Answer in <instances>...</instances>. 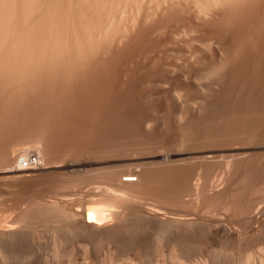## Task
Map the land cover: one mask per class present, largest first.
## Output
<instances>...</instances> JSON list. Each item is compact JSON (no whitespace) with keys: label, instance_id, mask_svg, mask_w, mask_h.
<instances>
[{"label":"bare ground","instance_id":"obj_1","mask_svg":"<svg viewBox=\"0 0 264 264\" xmlns=\"http://www.w3.org/2000/svg\"><path fill=\"white\" fill-rule=\"evenodd\" d=\"M78 98L107 105H84L75 134ZM169 132L184 136L177 160L149 148V164L82 172L136 160L109 135ZM22 137L51 163L59 139L79 146L75 178L38 189L37 160L12 157ZM250 142L264 147V0H0V264H264V158L259 175L215 164Z\"/></svg>","mask_w":264,"mask_h":264},{"label":"rangeland","instance_id":"obj_2","mask_svg":"<svg viewBox=\"0 0 264 264\" xmlns=\"http://www.w3.org/2000/svg\"><path fill=\"white\" fill-rule=\"evenodd\" d=\"M119 71H117L116 73H117V76H116V74L114 75L115 76V78L116 77H118V75H120L121 74V72L122 71H120L119 73H118ZM122 75V74H121ZM119 76L120 78L122 77H124V75L123 76ZM119 77L115 80V79H113L114 80V82L115 81H118V82H121V85H122V87H123V85H124V83H126L127 81H126V79H124L123 78V81H120V79H119ZM122 78H121V80H122ZM113 80H111L110 82H112ZM128 80V79H127ZM114 82H112V85L114 86H118L117 84H119V88L121 89L122 87H121V85H120V83H117V82H115V83H117V84H115ZM122 82H123V84H122ZM114 83V84H113ZM111 84V83H110ZM112 86V88H116V87H113ZM109 87H111L110 85H109ZM117 87V88H118ZM96 88V87H95ZM116 88V89H117ZM93 89V88H92ZM115 89V90H116ZM113 90V89H112ZM115 90L114 91H112L114 94L115 93H117V90H116V92H115ZM39 92H42L41 93V95H44L43 94V91L41 90H39ZM95 92L96 91H94L93 92V94H95ZM118 92H120V90H118ZM39 96V99H46L47 100V103H49V102H51V97H49V99H50V101H49V99H48V97L46 96V98H44L45 96ZM96 96H97V94H96ZM42 97V98H41ZM80 98H82V97H80ZM80 98H78V99H80ZM45 100V101H46ZM60 99H57L54 103V106L56 105L57 107V109L58 110H60L61 109V107H59L58 105V103L59 102H57V101H59ZM94 100H96V98L94 99ZM100 102H102V103H100L99 101H98V104L100 105H97V107L99 108V112H98V109H97V107L95 108V106H91V104H93V103H90V106L91 107H87V106H89V105H87V103H86V105L84 104V102H85V100H83V102H82V100L80 99V101L81 102H79L80 104H77V103H75V106H76V108H78L76 111H75V109H74V111H73V108H72V111L73 112H76V113H73V114H71V115H73L74 116V118H73V116H71V115H69L68 114V117L70 118V117H72V118H70L72 121H73V123L74 122H77V123H74V125H75V128L74 127H72V125H73V123H72V125L70 124L69 126H68V128H67V126H65V128L64 129H66V131L68 132V130L67 129H69V127H72L71 129H69V130H71V131H69V132H73L75 129V134H77L78 133V131H80L82 128H84V129H88L90 126H85L84 124V126L82 127L81 126V129L80 128H77V127H79L80 125H77V124H79V121L78 120H80L81 119V110H82V112H87L86 110L88 109L89 111L91 110L92 111V108H93V111H94V108L95 109H97V111L96 112H98V113H100L101 112V106H102V108H105V106L107 105V103H103V101H101L100 99H98ZM61 101V100H60ZM77 101V100H76ZM42 103V102H41ZM46 103V104H47ZM74 103V102H73ZM73 103H71V104H73ZM82 103H83V105H82ZM96 104H97V101L95 102ZM94 103V104H95ZM106 104V105H105ZM77 105H80V106H78L77 107ZM86 106V110H85V106ZM74 106V107H75ZM82 106V107H81ZM84 106V107H83ZM108 106H109V104H108ZM60 109H59V108ZM91 108V109H90ZM106 108H108V109H111V106H109V107H106ZM63 109V108H62ZM60 110V111H58V113L59 112H61V113H59L62 117L64 116V117H67L66 115V111L64 110ZM69 109V108H68ZM101 109V110H100ZM71 109H69L68 110V112L70 111ZM83 110H85V111H83ZM62 111H63V113H65V115L62 113ZM88 111V113L90 114V117H92L91 116V114L93 113V111L90 113ZM108 111V110H107ZM80 114H79V113ZM95 111H94V113H96ZM69 113H71V111L69 112ZM88 113H86V114H83V116L84 117H88V116H86ZM94 113L92 114L93 116H94ZM97 113V114H98ZM74 114H77V115H74ZM78 114L80 115V116H78ZM97 115H95V117H96ZM75 117H76V119H75ZM64 119H66V118H64ZM68 119V118H67ZM76 120V121H75ZM69 121V120H68ZM71 122V121H70ZM81 122V121H80ZM77 125V126H76ZM81 125H82V123H81ZM86 127V128H85ZM95 126H93V127H91V129L92 128H94ZM90 129V128H89ZM83 130V129H82ZM94 130V129H93ZM76 131H77V133H76ZM73 132V133H74ZM81 132V131H80ZM48 134V133H47ZM46 134V135H47ZM79 134V133H78ZM152 135H155V133L154 134H152ZM152 135H151V138H150V135H147L146 137L148 138V136H149V138H148V140H147V138H145L144 136H131V135H129V134H126V135H123L124 137L122 138H118L119 140H117V137H116V140L119 142V144H117L118 142H116V140H114L115 139V137L113 136H111V135H109L110 137V139H112V141H111V143H114V145L115 146H117L118 147V145L124 150L125 149V153H124V155L125 156H123V157H127V158H130V159H133V158H136V160H130V161H121V160H118L119 159V157H118V159H117V157L115 158V159H109V160H107L108 162H106V160L105 159H102V160H105V161H103L102 162V160L100 159V160H98L99 162L97 163V162H92V163H89V162H91V159H89V158H87L85 155L83 156L85 159L87 158V160H85V161H88V164H87V162L86 163H84V164H82L81 165V167H82V172L83 173H99V172H103L104 170H106L107 171V169L109 170V169H123V168H126V167H137V166H140V165H145V164H149V163H151L152 161L151 160H149V159H139L138 158V156L141 154V153H147V152H150V149H152L154 152H158L161 156L162 155H165V154H169L170 155V157H172V159H175V160H177V158H174V156L172 155V153H174V152H178V151H182L184 148H185V146H183L181 143H179L180 141L179 140H181V139H183L184 138V136H183V134L182 133H175V134H172V132H169V134H162V135H157V136H161V137H158L157 138V136H153L152 137ZM48 136V135H47ZM49 136H51L50 134H49ZM48 136V137H49ZM130 136V137H129ZM48 137H45V139H48V143L46 142V145H47V147H48V149H49V147L51 146H53V145H50V138H48ZM23 138V137H22ZM24 138H26L25 136H24ZM22 139L23 141H22V144L23 145H20L21 144V142L20 143H18L19 145L18 146H16L15 144H14V146L12 147L11 146V148L8 146V148H10V149H14V150H20V149H26V150H28V151H26L27 152V154H26V156H25V154H23L22 153V151H20L18 154H15V155H13L12 157L15 159H20V158H23L24 157V159H26L27 157H30V158H32V159H34V160H37L36 162H35V164H36V167L38 168V170H37V168H35V170H34V175H35V180H39V182H41V188H38V189H41V190H43V188L45 189L46 187H49V185H50V183H54L53 182V180L55 181V179L58 181L59 179H61V180H63V179H69V180H72V179H74L75 178V174L73 173V172H70V171H72V169L69 167V164H70V161H68V160H70L69 159V156H70V154L72 155V153H70L69 151H73V150H79L80 149V147L79 146H76V148H75V146H74V143H72V145H73V147L70 145V148H69V146L67 147V145H69L67 142L65 143V142H60V140L61 139H59V142L57 141V143H55L53 140H52V144H57V146L58 145H60L61 143L63 144V146H65V147H63V146H58V147H60V148H58V149H62V150H64V152H62L63 154H64V156H65V154H66V156L65 157H62L61 159H59V160H57V159H55V160H57V161H53V160H51L53 163H51L50 161H49V158H48V156H46V157H44V158H38V156H39V154H37L36 152H34V150H37V149H40V148H44V149H46V146L43 144V145H41V144H38V143H36L37 145H33V142L34 141H36V140H33V141H31V140H29V144L27 143L26 144V142H25V144H26V146H25V144H24V140L25 139ZM34 139V136H33V138L32 137H27V139ZM60 138H62V137H60ZM107 138V137H106ZM104 138L103 140H105L104 142H103V140H98V143H101L100 145H102L103 147H104V145H106L107 144V146H111L110 144H108V142H110V141H108L109 139L107 138ZM122 139V140H121ZM107 140V141H106ZM25 141H27V140H25ZM30 141H31V143H32V145H30L31 143H30ZM102 141V142H101ZM114 141V142H113ZM15 141H10V145H11V143L13 144ZM105 142H107L106 144H104ZM115 142H116V144H115ZM3 143V142H2ZM8 143H6V142H4L3 144H7L8 145ZM17 143V142H16ZM35 143V142H34ZM40 143V142H39ZM78 143V142H77ZM77 143H75L76 145H79V143L77 144ZM93 143V142H92ZM91 143V144H92ZM96 141H95V146H96ZM97 143V144H98ZM246 143V142H245ZM245 143H242L243 145H238V144H235V145H233L232 146V148H235V149H223L222 151H220L219 153H217V155H216V159H215V164H221V163H223L224 162V160L227 158V157H229V155L230 156H232L233 158H234V160H236V162L238 163V162H241V163H239L240 165H242L243 164V166H242V169L244 168V169H246V171H247V169L248 168H245V166L248 164H244V163H246V162H248V161H254V163L256 162L255 161V159L256 160H258L257 158H259L260 156H258V155H262V157L261 158H264V156H263V154H264V147H262V148H260V146H257L256 145V143L254 144V143H251L252 145H244ZM71 144V143H70ZM81 144V143H80ZM247 144H248V142H247ZM0 145H2L1 143H0ZM6 145V146H7ZM28 145V146H27ZM30 145V146H29ZM82 145H83V143H82ZM86 145L87 144H84V146L86 147ZM100 145L98 144L97 146H99L100 147ZM114 145H112V146H114ZM3 146V147H2ZM2 146H0V149H4V145H2ZM54 146H56V145H54ZM53 146V147H54ZM83 146V147H84ZM88 146V145H87ZM93 146L94 145H92V146H90L89 145V147H92L93 148ZM50 147V148H51ZM6 148V147H5ZM66 148V149H65ZM72 148H74V149H72ZM79 148V149H78ZM96 148V147H95ZM150 148V149H149ZM55 148H53V150H54ZM58 149H56V154H58ZM41 150H43V149H41ZM52 150V148L50 149V151H53ZM61 150V151H62ZM229 150H232V151H229ZM29 151H33V152H29ZM60 151V152H61ZM68 151V152H67ZM29 152V153H28ZM59 152V153H60ZM80 152V151H79ZM34 153H36V154H34ZM68 153V154H67ZM261 153V154H260ZM63 154H61L60 153V155L62 156ZM67 155H69V156H67ZM83 157H81V159L83 158ZM255 157H257V158H255ZM51 158V157H50ZM67 160H65V159ZM83 158V159H84ZM184 159H182V158H179L181 161H191L190 160V157H186V156H184L183 157ZM260 158V161L262 160L263 161V159H261ZM64 159V160H63ZM82 159V160H83ZM89 159V160H88ZM120 159H121V157H120ZM178 159V160H179ZM254 159V160H253ZM0 161H1V159H0ZM60 161V162H59ZM63 163H62V162ZM64 161H65V165H64ZM121 161V162H120ZM260 161H257L258 163L260 162ZM261 161V162H262ZM18 162L19 161H13L12 163L13 164H18ZM257 162H256V165H258L257 164ZM252 163V162H251ZM251 163H249V165H252ZM253 163V164H254ZM264 163V162H263ZM86 164V166H84ZM245 165V166H244ZM256 165L253 167V165L252 166H250V167H252V169L254 170V169H256L255 170V173H257V171L258 170H260V168L261 167H263V168H261V171H259V172H261V174L258 172L257 173V175H259V177L262 175L263 177H264V166L263 165H261V164H259L258 166H257V168H256ZM39 166V167H38ZM83 167H84V169H83ZM246 167H249L248 165L246 166ZM86 168V169H85ZM249 169H251V168H249ZM249 169H248V171H249ZM251 169V172L253 171ZM85 171V172H84ZM243 171H245V170H243ZM81 172V173H82ZM254 172V171H253ZM252 172V173H253ZM263 172V173H262ZM5 175H7V174H5V173H0V176L3 178H1L0 177V182H2L3 183V185H4V183H6L7 181H6V179L4 180V176ZM33 175V176H34ZM79 175V174H78ZM256 175V176H257ZM253 176H255V175H253ZM34 178V177H33ZM260 179H261V177H260ZM264 179V178H263ZM262 179V180H263ZM34 180V179H33ZM261 180V181H262ZM5 181V182H4ZM60 181V180H59ZM58 181V182H59ZM56 182V181H55ZM8 183H9V181H8ZM263 183H264V180H263ZM7 185H9V184H7ZM0 186H1V184H0ZM5 186H6V184H5ZM4 186V187H5ZM1 187H3V186H1ZM3 187V188H4ZM253 199H255L256 200V203L258 204V206H261V207H264V187H263V189H261L260 191H257V193H255V196L253 195Z\"/></svg>","mask_w":264,"mask_h":264}]
</instances>
